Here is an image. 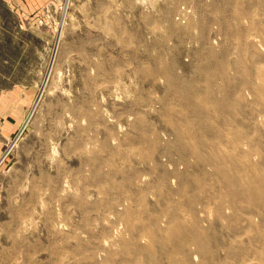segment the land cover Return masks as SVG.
Returning <instances> with one entry per match:
<instances>
[{"label": "rangeland", "instance_id": "rangeland-1", "mask_svg": "<svg viewBox=\"0 0 264 264\" xmlns=\"http://www.w3.org/2000/svg\"><path fill=\"white\" fill-rule=\"evenodd\" d=\"M0 264H264V0H0Z\"/></svg>", "mask_w": 264, "mask_h": 264}, {"label": "bare ground", "instance_id": "bare-ground-1", "mask_svg": "<svg viewBox=\"0 0 264 264\" xmlns=\"http://www.w3.org/2000/svg\"><path fill=\"white\" fill-rule=\"evenodd\" d=\"M195 94L198 95V92L196 91ZM226 177H227V176H226ZM226 182H227V185H228V183H229V184H230L232 187H234V188H235L236 185H237V184H236V181H234L233 179H232V180L227 179ZM239 182H240L241 185H247V187H248V186L250 187V184H249V181H248V180H245V181H241V180H240Z\"/></svg>", "mask_w": 264, "mask_h": 264}]
</instances>
